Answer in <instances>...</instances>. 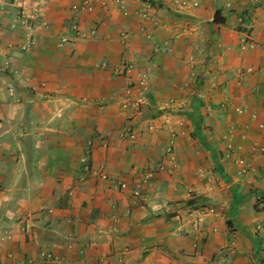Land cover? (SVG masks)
Instances as JSON below:
<instances>
[{
	"label": "crops",
	"instance_id": "0c3cea01",
	"mask_svg": "<svg viewBox=\"0 0 264 264\" xmlns=\"http://www.w3.org/2000/svg\"><path fill=\"white\" fill-rule=\"evenodd\" d=\"M168 1L0 0V264H264V0Z\"/></svg>",
	"mask_w": 264,
	"mask_h": 264
},
{
	"label": "rangeland",
	"instance_id": "374dc122",
	"mask_svg": "<svg viewBox=\"0 0 264 264\" xmlns=\"http://www.w3.org/2000/svg\"><path fill=\"white\" fill-rule=\"evenodd\" d=\"M167 5H168L169 9L171 10V13L176 15L177 18H178V19H176L177 23H178V24L176 23V26L181 27V29H183V30L184 29L187 30L188 29L187 27L191 24V20H190V17L188 15H186L185 10L186 9L187 10L190 9L191 6H195L196 5V1H194V0H169ZM156 7H160V4L158 2H156ZM142 17H144V19H145L146 15H143ZM238 17L240 19L236 20L237 24H236L235 27H237V29H239L240 26L245 28V26H243L242 24H243V22L246 19V15L238 16ZM150 22H151V24L153 23L152 25L154 27H156V26L163 27V26H167L169 24L167 20L164 21L163 19L159 22V24L155 23V22H152V21H150ZM161 29H163V28H161ZM151 30H152V28H151ZM151 30H148L147 33H149V31H151ZM151 35H152V32H151V34L149 36H145V37H150ZM141 84L142 83H140V82L139 83L130 82L129 87H131V88L135 87L134 89L136 91L137 88L141 89L140 88ZM143 84L146 86L147 82H145ZM136 85H137V88H136ZM128 100H130V99H128Z\"/></svg>",
	"mask_w": 264,
	"mask_h": 264
},
{
	"label": "trees",
	"instance_id": "16d2710c",
	"mask_svg": "<svg viewBox=\"0 0 264 264\" xmlns=\"http://www.w3.org/2000/svg\"><path fill=\"white\" fill-rule=\"evenodd\" d=\"M212 22L218 23V24L224 23V17L220 14L219 10H215L213 17H212ZM261 200H264V198H262Z\"/></svg>",
	"mask_w": 264,
	"mask_h": 264
},
{
	"label": "built area",
	"instance_id": "2783aa9c",
	"mask_svg": "<svg viewBox=\"0 0 264 264\" xmlns=\"http://www.w3.org/2000/svg\"><path fill=\"white\" fill-rule=\"evenodd\" d=\"M115 2H117V3H121V2H123L124 0H114ZM89 2V1H88ZM89 6V5H88Z\"/></svg>",
	"mask_w": 264,
	"mask_h": 264
}]
</instances>
